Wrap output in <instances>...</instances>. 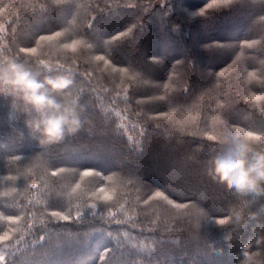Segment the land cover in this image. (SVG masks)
<instances>
[{
    "label": "trees",
    "instance_id": "16d2710c",
    "mask_svg": "<svg viewBox=\"0 0 264 264\" xmlns=\"http://www.w3.org/2000/svg\"><path fill=\"white\" fill-rule=\"evenodd\" d=\"M210 2L0 0V67L71 77L80 120L45 143L40 114L0 81V264H264V193L208 175L225 130L264 150V0L186 15Z\"/></svg>",
    "mask_w": 264,
    "mask_h": 264
},
{
    "label": "clouds",
    "instance_id": "9594fccd",
    "mask_svg": "<svg viewBox=\"0 0 264 264\" xmlns=\"http://www.w3.org/2000/svg\"><path fill=\"white\" fill-rule=\"evenodd\" d=\"M0 81L19 89L25 102L40 114L32 128L45 143L61 141L80 127L78 101L72 94L69 76L39 79L22 64L0 67ZM246 132L225 130L216 137L219 147L209 161L208 175L229 191L264 193V150L249 142Z\"/></svg>",
    "mask_w": 264,
    "mask_h": 264
},
{
    "label": "snow or ice",
    "instance_id": "6c2138e0",
    "mask_svg": "<svg viewBox=\"0 0 264 264\" xmlns=\"http://www.w3.org/2000/svg\"><path fill=\"white\" fill-rule=\"evenodd\" d=\"M238 2H239V0H222L221 3L210 2V3L207 4L205 9H202V10L191 9V10H185V12H186V15L189 18H203L206 21V20L212 19L213 16L215 15V13L218 12L219 10H221L223 8H226V7H234L235 4L238 3ZM55 3L57 5V7L66 9V8L71 7L73 5L74 0H55ZM128 6L129 7H133L134 5H128ZM62 35H63V33L58 31V32H55V34L53 36H44V35H42V36H40V40H42V41L43 40H54L56 38L61 37ZM121 35H125V34L122 33ZM113 39L114 40H118V39H120V37L117 36V37H114ZM78 43H79V41L73 40L71 44L63 43L62 47L65 48V49H69L70 48L73 52H75L76 51V46H77ZM247 46L251 47L252 44L248 43ZM207 47L210 50H212V49L222 50V49H224L226 47V45L223 44V43H220V42H214V43H211V44L207 45ZM20 51L21 52L36 53L37 49L35 47H33V48H21ZM95 59L97 61H103L105 58H104V56H96ZM250 75H255V74H250ZM251 99L260 100V99H262V97L261 96H252ZM220 107H224V106L220 105ZM238 130L244 132L243 128H238ZM246 133H247V135L249 137H252V135H253L252 132H246ZM209 139H214V137H209ZM256 139L258 141H264V136H258V137H256ZM96 174L99 175V173H96ZM53 175H55V173H53ZM82 175L83 176H90V175H92V173L85 171ZM33 187H35V185H33ZM76 187L79 188L80 185L77 184ZM74 191H75V189H74ZM99 192L104 193L105 189L104 188H100ZM155 196L156 197H162L163 194L161 192L157 191L155 193ZM164 198L166 199V197H164ZM103 199L104 200H111L112 197L107 195V194H105L103 196ZM145 203H147V200L145 201ZM168 203L171 204L172 201L169 200ZM174 206L177 207V208L185 207L184 205H179V204L174 205ZM51 217L58 218V219H61V220H68L69 219L68 215H64L60 211H53L51 213ZM5 219L8 222H10V223L15 224L18 220L21 219V217L19 215L15 216V217L5 216ZM204 223H205V225H210V224H213L215 222L212 221L210 218H206ZM218 223L220 225H223L225 223V220H220ZM28 227L31 228L32 225L29 224ZM11 231L14 232L15 229H11ZM9 239H10L9 231H4L3 235L0 236V241H8ZM254 242L258 243V241H254ZM108 251L109 250L106 249L105 250V254H107ZM3 259L4 258L2 256H0V262H2Z\"/></svg>",
    "mask_w": 264,
    "mask_h": 264
}]
</instances>
